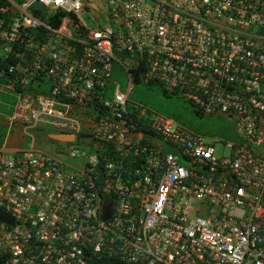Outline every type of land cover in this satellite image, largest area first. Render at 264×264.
Wrapping results in <instances>:
<instances>
[{"label": "built area", "instance_id": "obj_1", "mask_svg": "<svg viewBox=\"0 0 264 264\" xmlns=\"http://www.w3.org/2000/svg\"><path fill=\"white\" fill-rule=\"evenodd\" d=\"M0 84L7 138L30 139L0 149V264H264V0H0ZM137 85L238 140L132 100ZM57 134L79 165L39 144Z\"/></svg>", "mask_w": 264, "mask_h": 264}, {"label": "rangeland", "instance_id": "obj_2", "mask_svg": "<svg viewBox=\"0 0 264 264\" xmlns=\"http://www.w3.org/2000/svg\"><path fill=\"white\" fill-rule=\"evenodd\" d=\"M38 5V4H37ZM88 18V17H87ZM89 20V18H88ZM113 80L119 83L123 90L128 85L127 74L119 65H116L113 72ZM2 85L0 84V146L6 137L7 126H5V117L11 113V107L14 99L8 94V90L2 92ZM6 91V92H5ZM132 100L147 104L151 108L162 109V112L178 113V119L181 123L191 128L195 132L207 138H218L222 143L236 142L237 135L235 131V123L226 117H210L199 116L194 112V109L187 103L178 100L176 97H167L163 95L157 88L150 89L146 86L137 85L132 94ZM44 138H41L42 141ZM30 139L28 138V145ZM42 148L59 156H64L69 163L79 165L82 160H71L66 153L72 146L81 148L78 144H69L67 142H54L43 140ZM223 144L217 146L218 153H221ZM228 154V151H226Z\"/></svg>", "mask_w": 264, "mask_h": 264}, {"label": "crops", "instance_id": "obj_3", "mask_svg": "<svg viewBox=\"0 0 264 264\" xmlns=\"http://www.w3.org/2000/svg\"><path fill=\"white\" fill-rule=\"evenodd\" d=\"M11 112H12V108H11ZM6 119L7 116L5 117V126H7ZM42 142L43 140L39 141V144L41 145ZM27 143H28V137L26 136V132L18 127H14L13 130H11V134L8 138L6 135L5 139L3 140L0 146V149H7V151L23 150L24 148L29 147Z\"/></svg>", "mask_w": 264, "mask_h": 264}, {"label": "trees", "instance_id": "obj_4", "mask_svg": "<svg viewBox=\"0 0 264 264\" xmlns=\"http://www.w3.org/2000/svg\"><path fill=\"white\" fill-rule=\"evenodd\" d=\"M62 16V15H61ZM60 21V20H59ZM58 18L52 22L54 26L58 25ZM173 116H175V118L179 121L178 119V113H174ZM200 116V115H199ZM202 117V116H201ZM180 122V121H179ZM89 264H127L126 262L119 260V259H109L106 257H101V256H97V257H93Z\"/></svg>", "mask_w": 264, "mask_h": 264}, {"label": "water", "instance_id": "obj_5", "mask_svg": "<svg viewBox=\"0 0 264 264\" xmlns=\"http://www.w3.org/2000/svg\"><path fill=\"white\" fill-rule=\"evenodd\" d=\"M52 139L62 142H71L74 137L72 135H52ZM0 220L5 221L6 223L13 224V218L7 215L3 210L0 209Z\"/></svg>", "mask_w": 264, "mask_h": 264}]
</instances>
